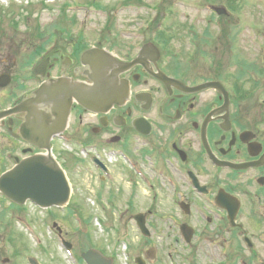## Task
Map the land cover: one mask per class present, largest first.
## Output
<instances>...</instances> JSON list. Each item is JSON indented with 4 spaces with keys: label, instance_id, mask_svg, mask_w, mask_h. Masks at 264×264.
I'll return each mask as SVG.
<instances>
[{
    "label": "flooded vegetation",
    "instance_id": "1",
    "mask_svg": "<svg viewBox=\"0 0 264 264\" xmlns=\"http://www.w3.org/2000/svg\"><path fill=\"white\" fill-rule=\"evenodd\" d=\"M94 37L95 45L126 63L138 57L150 40L129 30ZM142 58L96 89L88 65L81 68L76 57L59 63L57 71L64 73L70 90H76L74 81L84 80L87 92L118 101L104 113L82 109L81 116L72 115L69 134L75 130L80 140H92L94 159L104 165L95 169L99 181H105L101 170L112 177V200L125 198L133 214L144 213L149 228L161 213L165 230L161 235L152 232L151 238L183 242L182 230L188 234L191 227L197 240L188 248L182 244L188 257L200 249L198 255L205 259L211 249L215 264H238L240 257L248 259L242 264H264V110L252 94L250 101L243 94L238 97L233 77L217 55H211V68L204 71L176 65L152 48ZM210 81L211 88L187 89ZM2 124L10 141L0 140V145L15 147L21 139L14 118ZM53 150L66 159L58 140ZM104 150L110 155L108 165L103 162ZM245 163L251 165L235 166ZM233 203L238 209L231 216Z\"/></svg>",
    "mask_w": 264,
    "mask_h": 264
},
{
    "label": "rangeland",
    "instance_id": "2",
    "mask_svg": "<svg viewBox=\"0 0 264 264\" xmlns=\"http://www.w3.org/2000/svg\"><path fill=\"white\" fill-rule=\"evenodd\" d=\"M12 0H0V6L2 8H4L5 6L8 7L7 4H9ZM39 0H23L22 4L29 6L31 3L33 2V5L30 6V8H20V7H12L9 6L6 11L3 9V13L1 11L0 14V43L6 42L7 40H9L10 38H13L14 40V44H13V49H15V47L17 48L15 53L9 54L7 56H3L4 58L7 59V62H11V61H16L19 62V60L22 58L23 54L25 53H18V52H28L29 51V47H31L32 45H30L31 41H32V35L31 33L34 32V29H36V27H38V31L43 30L45 28H48L50 24L49 21L52 20V24H54V21H59L62 18V15L60 12H58V6L51 4V8L50 9H41L39 6L40 4L38 3ZM75 2H79V0H73ZM168 1L171 3L168 5ZM142 0L143 5H138L137 7H135L133 4H130L128 6L129 8V12L130 13H139V14H144L146 11H148L149 13L151 12H156L157 10H160V12H163V16H164V20H162V22L160 23L161 27H170L173 24H183V19L184 18H193L192 15V9L196 8V6H198L197 4H195L196 0H184V1H179V4H176V0ZM173 2V3H172ZM202 2V1H201ZM236 2H239V0H236ZM241 4H245V6L242 7V10L240 11L243 15L244 18H242L241 20H243L244 22L248 23V21H251V19H249L250 17H253L252 14L255 13V17H258V21L261 23L262 26V32L264 33V0H240ZM184 3V4H181ZM213 5H225V3H227L225 0H212L211 2ZM233 5H236L237 3L232 2ZM49 5V4H48ZM135 7V8H134ZM30 10V11H29ZM260 12V13H259ZM68 14V13H67ZM29 15V16H28ZM76 17L78 16V14H75ZM25 16H28V18L25 20ZM10 21H13L12 23H10ZM139 22H141V20H138ZM56 23V22H55ZM226 25H225V33H224V37H227V32L229 30H231V28L229 27V23L228 21H225ZM236 23V22H235ZM237 25V23H236ZM234 25V27L236 26ZM234 27H233V33H234ZM235 29L237 30V27H235ZM243 29L241 28V31ZM231 33V34H233ZM235 34V33H234ZM233 34V35H234ZM264 42V41H263ZM171 45V44H170ZM248 48H245L243 50L245 51H250L251 47L249 45V43L247 44ZM171 47H173L174 52L176 55L178 54H185L187 55V52L191 50L192 46L191 45H186L183 42H181L179 39H175L171 45ZM211 50L210 46L206 47V53H209V51ZM262 55H264V45H263V52H261ZM12 96L11 94L7 95L4 99L3 102L5 101H9L11 100ZM2 101H0V105H2ZM87 182L83 183L85 184V186L80 184V188L82 191H85L87 189L91 190L94 187V183L91 179L87 178L86 179ZM109 192V191H107ZM78 194L79 191L76 192V196L73 198V200L78 199ZM96 194H98L96 192ZM90 199V198H87ZM87 199H85L86 203H87ZM72 200V201H73ZM83 200V198H82ZM111 202V201H110ZM126 202V201H125ZM85 203V204H86ZM113 204V206L115 207V209H113L114 211L116 210V212H119L117 205L113 202H111ZM127 204V202H126ZM125 204V205H126ZM86 207H89V204L85 205ZM125 212V210L123 211ZM108 219L107 223H109L111 216L110 215H105ZM2 218L5 217V214L1 215ZM65 222L61 223V225L67 232V234L65 236H67L68 240H70L72 243L75 244V246L77 247V237L78 235H76V233H74V226L72 224V221L69 220V218H66L65 215ZM68 222H70V224H68ZM60 225V226H61ZM93 230V229H91ZM73 231V233H72ZM38 232L40 234H44L45 235V230L43 228H39ZM99 234L101 233L102 236V244L106 246V244H116V239L115 236L108 230V231H100V230H96L95 234ZM120 236L122 238H124V240H126L125 237V233L124 231H119ZM126 233H128V238H130V231H126ZM48 235H50V231H48ZM132 235V232H131ZM48 238H44L43 243H44V252L47 255H50L53 253V250L56 251V255L58 256V254L60 255V252H57V248L55 245H53L52 243H50L52 246L54 247H50V244L48 243ZM165 240V239H163ZM123 242V241H122ZM122 242H119V245H122ZM54 243V242H53ZM130 244H132L130 241L127 242V248L126 250H121L122 255H120L122 257L123 260H127L128 264H133L132 263V259H134L135 257H137V255L140 253V249L137 248L135 249V247L131 246ZM13 250H16V248H21V252L22 253L24 248H28V250H30L31 252L33 251L34 253L36 252L35 248L33 247V245H25V246H21L17 244H13ZM175 248V247H174ZM177 249V248H175ZM236 250V249H234ZM159 251L161 252V261L160 264H164L165 261L168 260L169 257V247H163L160 248L159 247ZM173 253H171L172 255H175V251L172 250ZM241 252V251H240ZM242 253V252H241ZM55 255V256H56ZM168 262V261H167ZM49 264H55L53 262L50 261ZM64 264H66L64 262ZM196 264H209V261H204L203 259H199V262L197 261Z\"/></svg>",
    "mask_w": 264,
    "mask_h": 264
},
{
    "label": "water",
    "instance_id": "3",
    "mask_svg": "<svg viewBox=\"0 0 264 264\" xmlns=\"http://www.w3.org/2000/svg\"><path fill=\"white\" fill-rule=\"evenodd\" d=\"M43 168H45V164L37 158L29 159L21 164L22 170H33L32 176H35L36 180H42V178L44 177V172L42 171Z\"/></svg>",
    "mask_w": 264,
    "mask_h": 264
}]
</instances>
